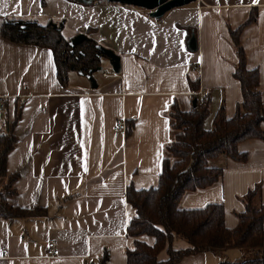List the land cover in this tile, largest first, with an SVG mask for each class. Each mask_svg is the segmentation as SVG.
<instances>
[{"label": "crops", "instance_id": "obj_1", "mask_svg": "<svg viewBox=\"0 0 264 264\" xmlns=\"http://www.w3.org/2000/svg\"><path fill=\"white\" fill-rule=\"evenodd\" d=\"M252 8L257 20L241 29L239 39L247 68L257 69L264 101V0H193L157 19L143 8L104 0H0V24L62 21L63 27L119 56L116 73L101 59L106 68L100 75L92 73L95 87L73 69L62 84L48 48L0 36V126L4 118L13 119L15 110L20 114L14 147L6 155L7 173L17 174L15 193L6 202L44 210L0 219V264H97L103 253L106 264H126L125 252L135 239L154 243L152 235L127 234L136 213L124 198L125 189L129 184L136 189L157 185L164 147L171 139L172 105L188 110L193 98L206 95L207 129L219 106L226 118L233 116L241 92L232 75L237 57L228 28L242 24ZM190 40H195L194 48ZM196 78L193 93L189 81ZM120 118L133 120L130 134L113 129ZM237 149L246 153L245 160L221 155L213 164L222 167L220 182L184 194L179 205L220 202L223 225L234 228L247 190L258 184L264 199V138L239 142ZM50 239L59 254L46 258ZM167 246L156 254L158 260L167 258ZM187 247V241L172 239V249ZM241 252L229 248L223 254L232 261ZM221 260L208 251L174 264Z\"/></svg>", "mask_w": 264, "mask_h": 264}, {"label": "trees", "instance_id": "obj_2", "mask_svg": "<svg viewBox=\"0 0 264 264\" xmlns=\"http://www.w3.org/2000/svg\"><path fill=\"white\" fill-rule=\"evenodd\" d=\"M256 20V10L252 8L242 24L235 29L228 28L237 57L232 75L239 81L241 92V102L236 106L233 116L226 118L223 107L219 106L212 116L211 128L207 129L203 123L209 114L206 95L201 99L193 98L194 104L188 110L172 105L169 114L171 139L164 147L157 185L142 189H136L132 184L126 187L124 198L136 213L126 226L127 234L131 237L142 234L154 237L152 245L135 239L134 247L125 252L126 264H174L184 256L208 251L222 258L219 264H264V199L258 184L243 194L244 210L237 213V225L232 229L223 225L220 202L192 208L179 205L184 194L220 182L222 167L214 166L211 161L221 155L243 161L246 153L238 151V143L249 138H264L261 127L264 122V101L257 88V69L247 68L246 55L239 39L241 29ZM10 21L4 20L0 24V36L10 42L48 48L53 54L60 83L65 84L70 66L83 73L98 66L95 43L91 38L86 37L84 42L76 46L80 52H75V59L74 53H69L68 40L61 35L60 30L48 23L39 25L34 20H25L22 26ZM198 85L197 78L189 81L193 93L198 90ZM19 115L18 110H15L13 119L9 121L4 118L0 126V219L44 213L41 208L28 210L12 207L6 202V198L15 193L13 183L17 174L7 173L6 155L15 144L14 126ZM132 123L133 120L125 123L126 134H130ZM173 238L187 241L189 247L172 249ZM165 244H168L167 258L160 261L156 254ZM229 248H239L242 254L228 261L223 253ZM107 260V253H103L97 264H106Z\"/></svg>", "mask_w": 264, "mask_h": 264}, {"label": "water", "instance_id": "obj_3", "mask_svg": "<svg viewBox=\"0 0 264 264\" xmlns=\"http://www.w3.org/2000/svg\"><path fill=\"white\" fill-rule=\"evenodd\" d=\"M78 3H85L89 4L97 0H75ZM107 2H117L123 5H131L134 7L143 8L148 11V15L154 19L160 18L165 12L171 10L173 7L186 5V3L193 1V0H104ZM14 22V21H10ZM18 25L22 26L23 22L21 21H15ZM49 25H51L56 30H61L63 27L62 21H59L57 23L49 22ZM86 39V35L83 33H77L74 36L69 38L68 45H79ZM190 48H194L195 46V40H190ZM95 50L98 51V57L101 59H105L107 61L108 66L111 68L113 73H116L119 71V56L113 52L111 49L102 46L101 44H95L94 45ZM71 69L72 66H70ZM101 64L96 68L88 69L83 73L81 70H77L78 74L85 76L89 82H91L92 87H95L96 84L93 80L92 73L95 71H100ZM194 104V99L192 100V105ZM264 106V103H263Z\"/></svg>", "mask_w": 264, "mask_h": 264}, {"label": "built area", "instance_id": "obj_4", "mask_svg": "<svg viewBox=\"0 0 264 264\" xmlns=\"http://www.w3.org/2000/svg\"><path fill=\"white\" fill-rule=\"evenodd\" d=\"M103 75H106V72H102ZM113 73V72H112ZM3 100L2 98L0 97V107L3 106ZM113 129L116 131H121V132H125L126 131V125H125V122L123 119H117L115 121V123L113 124ZM59 254V250H58V247L56 245V242L55 240H48L47 243H46V248H45V257L48 258V257H51V256H56Z\"/></svg>", "mask_w": 264, "mask_h": 264}, {"label": "rangeland", "instance_id": "obj_5", "mask_svg": "<svg viewBox=\"0 0 264 264\" xmlns=\"http://www.w3.org/2000/svg\"><path fill=\"white\" fill-rule=\"evenodd\" d=\"M60 33L61 35L65 38V39H69L70 37L74 36L76 33H74L73 31L70 30V28H68L67 26H64L61 28L60 30ZM106 68L105 66H103L102 69ZM97 75L101 73V70L100 71H97L96 72ZM76 74H78V72H76ZM215 162L214 161H211V164H214Z\"/></svg>", "mask_w": 264, "mask_h": 264}, {"label": "flooded vegetation", "instance_id": "obj_6", "mask_svg": "<svg viewBox=\"0 0 264 264\" xmlns=\"http://www.w3.org/2000/svg\"><path fill=\"white\" fill-rule=\"evenodd\" d=\"M68 41H69V39H68ZM80 45V44H79ZM76 46H78V45H73V46H69L70 48H69V53H74L73 54V56L75 57V59L77 58V54L75 53L76 51H78V52H80V49L79 48H76ZM95 53V56H96V58H98V61H99V63H100V61H101V59L98 57V54H100V53H98V51H95L94 52ZM99 63H98V65H99Z\"/></svg>", "mask_w": 264, "mask_h": 264}]
</instances>
